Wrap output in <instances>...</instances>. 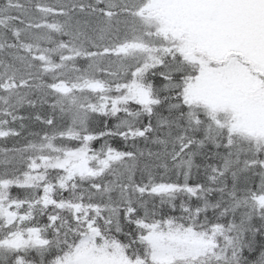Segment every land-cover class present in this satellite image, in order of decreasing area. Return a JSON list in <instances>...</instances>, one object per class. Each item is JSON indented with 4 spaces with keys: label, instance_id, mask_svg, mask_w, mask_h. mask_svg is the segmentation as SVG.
<instances>
[{
    "label": "snow or ice",
    "instance_id": "6c2138e0",
    "mask_svg": "<svg viewBox=\"0 0 264 264\" xmlns=\"http://www.w3.org/2000/svg\"><path fill=\"white\" fill-rule=\"evenodd\" d=\"M0 264H264V0H0Z\"/></svg>",
    "mask_w": 264,
    "mask_h": 264
}]
</instances>
